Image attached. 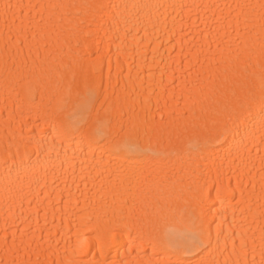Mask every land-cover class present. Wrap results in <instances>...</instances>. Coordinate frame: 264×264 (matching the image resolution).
Segmentation results:
<instances>
[{
  "label": "bare ground",
  "instance_id": "6f19581e",
  "mask_svg": "<svg viewBox=\"0 0 264 264\" xmlns=\"http://www.w3.org/2000/svg\"><path fill=\"white\" fill-rule=\"evenodd\" d=\"M0 264H264V0H0Z\"/></svg>",
  "mask_w": 264,
  "mask_h": 264
}]
</instances>
